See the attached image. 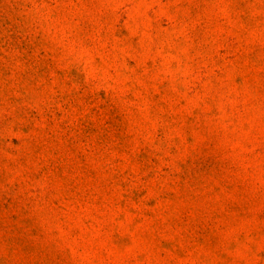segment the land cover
I'll list each match as a JSON object with an SVG mask.
<instances>
[{
	"label": "rangeland",
	"instance_id": "374dc122",
	"mask_svg": "<svg viewBox=\"0 0 264 264\" xmlns=\"http://www.w3.org/2000/svg\"><path fill=\"white\" fill-rule=\"evenodd\" d=\"M0 264H264V0H0Z\"/></svg>",
	"mask_w": 264,
	"mask_h": 264
}]
</instances>
